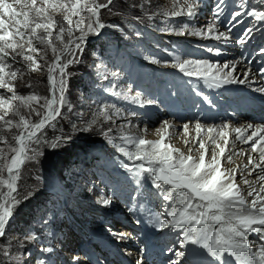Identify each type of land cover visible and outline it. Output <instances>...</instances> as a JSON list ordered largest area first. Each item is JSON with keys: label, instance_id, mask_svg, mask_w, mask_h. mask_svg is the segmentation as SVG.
<instances>
[{"label": "rangeland", "instance_id": "obj_1", "mask_svg": "<svg viewBox=\"0 0 264 264\" xmlns=\"http://www.w3.org/2000/svg\"><path fill=\"white\" fill-rule=\"evenodd\" d=\"M239 1L242 5L251 4L256 11L264 9V0ZM7 2L18 11L23 10L22 4L16 3V0H7ZM58 2L59 0H49V5ZM103 2L106 3L107 0ZM192 2L193 0H189V3ZM214 2L217 5L219 0H214ZM235 2L236 0H223L222 6H234ZM37 3L44 6L43 0H37ZM203 3L198 2L196 5L201 6ZM176 10H179V7H172L169 0H112L109 7L100 10V22L105 27L98 33H89L85 37L81 44L82 51L75 50V38H78L80 33L74 31V42L69 47L73 48L75 56L68 53L62 55V61L76 60L65 69L68 73L65 77L67 81L66 105L60 108L61 115L47 123L37 134L38 136L42 134L41 143H30L29 145L39 154L35 159L26 160L20 169V179L17 181L18 188L15 195L21 203L7 225L5 235L0 237V264L69 263L73 251L66 250V255L61 252L65 251L63 250L65 246L63 235H66L70 229H73L72 232L75 233L72 239L75 241L72 243L77 241L76 237L80 239L79 245L85 241L88 245L90 241H96L93 238L92 240L87 237L82 238L81 233L77 234L80 228L90 230V235L101 237L106 242L117 243L114 237L108 236L107 231L119 225L116 221V214L121 211L125 212V209L123 210V206L114 198H110L109 184L113 182L114 185L120 184L123 182L120 176L125 177L127 181L128 177L133 175L123 167L124 163H128L132 168L137 166L117 150V146L132 148L122 137L133 136L155 141L151 137L155 138L162 129L160 124L167 119L165 113L161 112L163 114L161 115L159 110L164 108L176 116V104L168 99L173 93L171 89L175 84L172 82L174 77L171 75H177L178 79L185 78L188 81L206 80L204 76L197 74L185 75L174 67L176 55H179L181 60L187 61L206 59L212 63L211 65L217 63V66L230 59V55L227 54V40L224 37L216 39L207 34L192 35L190 34L191 29L185 30V34H179V29L184 23H190L196 29H204L207 33L206 25L209 22L200 21L208 14L206 4L191 20L186 13L179 17L171 16L170 13ZM48 13L57 20L63 21L64 12L62 10L57 11L54 7L48 6ZM0 18L8 24L12 23L10 17L4 15L3 12H0ZM20 19L22 20L23 17ZM77 19L73 17L74 21ZM253 23L256 26L253 31L257 33V26L262 22L256 23L252 20L250 25ZM218 30L225 33L224 30ZM64 38L68 39L66 34ZM16 40L25 45L24 49H17V52L38 56L37 53L27 51V36L24 40L16 37ZM33 40L35 42L34 37ZM231 44L234 45V41L231 40ZM35 47L44 49V46L38 42H35ZM13 55L16 53L9 50L8 56H0V58L12 69H20L17 76L8 81L14 86L17 94L25 97L36 95L51 98V86L45 60H38V66L29 68L21 56H17L15 61L12 60ZM46 60L48 62L53 60L51 49L47 50ZM187 67L190 71L197 73L195 65L190 64ZM54 76L57 81L60 79L58 69ZM155 80L156 100L161 101V106L156 103L150 93L145 92V90H153L155 85L150 83ZM215 90L218 89L215 88ZM164 93H166L167 100H163ZM0 95L8 97L11 93L7 89H0ZM149 100L154 101V105L148 103L151 107L143 106ZM43 103V100L39 103L33 102L36 111L31 112L30 115L28 109H23L26 118L38 122L46 111L42 107ZM54 107H59V104L57 103ZM102 107L107 111L108 119L99 114ZM37 112L40 115H37ZM2 113L3 109H0V114ZM142 117L145 120L147 118L152 120L147 128L153 129L155 135L144 132L140 121ZM13 119L18 120L19 118ZM176 120L185 123L194 131V120L188 118L186 121V117ZM231 121L237 125L241 119L236 118ZM216 122L227 124L229 121H222L218 118ZM173 130L175 133L169 144L177 145L181 141L184 126L179 125ZM19 131L16 128L6 129L3 122H0V135H3L7 141V143L0 142V148L7 150L9 144L14 145L12 137ZM58 138L60 146L51 147L49 142L57 141ZM197 138V142L192 144L193 148L200 147L201 134ZM163 143L167 144V140L164 139ZM251 145L248 144L246 147ZM227 146L229 149L234 147V145L230 146V143ZM187 147L188 145L185 148ZM179 154L180 151L174 152L173 156L176 157ZM11 155L12 153H8L9 158ZM28 155L31 156L33 153L29 151ZM184 156H189V151ZM225 156L237 158L239 155L234 149L225 153ZM241 174L242 172L240 175L235 174L234 178L236 181L239 180V183L245 184L241 178L244 174L242 176ZM142 176L151 184L161 183L154 182L148 173ZM103 185L106 191L101 188ZM163 187L164 190L167 188L168 191H174L170 185H163ZM145 191V187H142L136 192H131L134 204L143 201L141 194ZM245 192L244 190L242 195L246 200L255 196V192L252 196ZM121 196L124 197V194L122 193ZM130 198V195L126 196L123 202L128 203ZM107 199L110 202L104 204L103 201ZM77 246L76 244L75 247ZM123 246L130 245L119 243L115 247L121 248L118 250L125 258L122 254ZM48 248L51 249L50 252L45 251ZM118 250L116 249L114 253L116 255L118 253L119 256ZM5 252L8 255H5ZM16 256L20 257L19 261L13 259ZM96 259L99 263L103 261L98 255ZM128 261L133 263L131 260Z\"/></svg>", "mask_w": 264, "mask_h": 264}, {"label": "snow or ice", "instance_id": "obj_2", "mask_svg": "<svg viewBox=\"0 0 264 264\" xmlns=\"http://www.w3.org/2000/svg\"><path fill=\"white\" fill-rule=\"evenodd\" d=\"M16 3L22 4L23 10L18 11L7 0H0V12L9 16L12 21L11 24H8L3 18H0V56H8L9 50H11L12 53H16L11 57L12 60L15 61L17 56H21L29 68L38 66V60H45L52 96L51 98L36 95L25 97L17 94L14 86L8 81L15 78L20 69H12L7 62L0 58V89H7L11 93V96L8 97L0 95V109H3V113L0 114V122H3L6 129L16 128L20 130L18 134H14L12 137L15 142L14 145L9 144L7 150L0 148V237L5 235L7 225L21 203L15 195L18 188L17 181L20 179V169L26 160L35 159L36 155L39 154L36 149L30 148L29 145L30 143H41L42 134L38 136L37 132H40L47 123L61 115L60 108L66 105L67 81L65 77L68 73L65 72V69L69 64L75 63L76 60L62 61V55L68 53L75 56V51L69 47L74 42V31L80 33L79 37L75 38V50L82 51L81 44L85 37L89 33H98L100 29L105 27L100 22V10L109 7L112 0H107L106 3L103 0H59L58 3L51 5H49V0H43L44 6L38 5L37 0H16ZM177 3L178 0H174V7ZM222 5L223 0H219L217 12L214 14L217 19L223 12ZM48 6L54 7L57 11L62 10L64 12L63 21L50 15ZM196 8L195 0L192 3H189V0H183V3L179 4V10L172 11L170 15L179 17L186 13L191 20L197 15ZM240 14V12L233 13V18L239 17ZM246 14L254 17L256 21L264 22V12L253 9ZM20 17L23 19L21 20ZM73 17L78 19L74 21ZM213 23L207 26V33L204 29H196L190 23H184L179 29V34H185V30L191 29L190 34L192 35H210L213 31ZM251 31L253 28L248 29V32ZM65 34L68 37L67 40L64 38ZM25 36H27V51L37 53L38 56L17 52V49H24L25 45L18 43L16 37L24 40ZM33 37L35 42L44 46L43 50L35 47ZM221 37L227 38L224 32H220L216 39ZM243 42L241 39L240 43ZM48 49H51L53 54L51 62L46 60ZM174 59L176 63L173 66L188 76L197 74L190 71L188 65H195L197 69L201 66L206 67L208 70L203 72L206 82L217 84L216 74L211 72L213 65L207 61L181 60L179 55H176ZM6 69L9 70L6 71ZM57 69L60 76L58 81L54 76ZM219 71L221 69H217V73ZM230 75L231 73L226 74L224 82H236L227 79V76ZM239 82L244 83L243 80ZM57 93H59L58 96ZM40 100L44 101L42 107L46 111L38 122H33L26 118L22 110L28 109L30 115L31 112L36 111L33 102L39 103ZM57 103L59 107H54ZM147 103L151 104L154 101L149 100ZM99 114L103 115L105 119L109 118L104 107L100 109ZM37 115L40 113L37 112ZM15 117L19 119H13ZM184 127L187 130L188 126L185 125ZM248 127L251 128L252 126L249 125ZM199 130L200 125L197 123V131ZM259 130L264 133V125L259 126ZM211 131L212 129L209 128V132ZM235 131L240 133L241 129ZM220 134L224 135L223 132ZM254 136H256V132L248 136L247 140L252 141ZM240 138L242 137H238V139ZM122 139H125L132 148L117 146V150L123 153L129 161L140 162L135 168L124 163L123 167L126 170L135 177H141L144 173H148L154 182H162L163 185H170L171 189L176 190L175 192L169 191L164 196L165 200L173 202V206L171 211L167 213L168 219H161V214L154 216L157 228L171 227L181 230L183 236L180 242L181 248L187 244L195 245L203 249L215 264H230L229 258H235L236 264H264V243H261L254 251L247 239L249 233L254 232L260 234L261 241H264V203H261L264 201V196L260 195V192H264V185L261 186L260 192H256L255 189L249 191V196L255 192L257 197L249 203L233 182L235 169L225 168L222 170L215 152H213L211 161L205 162L207 148L203 141H200V148L205 149V152H201L199 159L196 160L191 155L185 157L183 153L174 157L173 153L179 152V150L174 149L171 145L162 144L163 136L160 141H148L133 136L122 137ZM261 140H264V135L252 143L253 151H257V144ZM0 142L7 143L3 135H0ZM49 144L53 148L59 147V138L57 141L49 142ZM217 147L220 148L222 156L225 149L219 145ZM29 151L33 155L29 156ZM259 151L261 160L264 161V147H261ZM8 153H12L10 158ZM227 159L231 162L232 157L228 156ZM254 163L253 159L249 157V164ZM255 166L260 167V165ZM261 172L264 173V168H261ZM257 179L264 181V175H259ZM244 182L250 188L252 187L249 181L245 180ZM155 186L158 189L162 187L160 183H155ZM109 202V200L103 201L104 204ZM258 204L259 207H257ZM28 239H32V237H28ZM45 251L50 252L51 249L48 248ZM4 254L8 255L7 252ZM184 255V251L176 253L177 257ZM13 259L19 261L20 257L16 256ZM137 264L140 262L137 261ZM171 264H181V262L177 259L171 261Z\"/></svg>", "mask_w": 264, "mask_h": 264}, {"label": "bare ground", "instance_id": "obj_3", "mask_svg": "<svg viewBox=\"0 0 264 264\" xmlns=\"http://www.w3.org/2000/svg\"><path fill=\"white\" fill-rule=\"evenodd\" d=\"M169 1L171 3V6L174 7V0H169ZM182 3H183V0H178L176 7H179V4H182ZM233 4H234V2H233ZM254 4H255V2H254ZM204 6H205V2L201 6L198 5L196 8V11L197 12L201 11V9L204 8ZM211 9H214V8H211ZM261 12H264V9ZM200 21L209 22L206 25V31H207V26L210 23L214 22L210 13H208ZM257 22L258 21H256V23ZM203 26L205 27V25H203ZM257 27H258L257 28V34L264 36V32H262V31H264V22H262V24L258 25ZM218 29H221V28H219L215 23H213V31L210 34V36L212 38L213 37L216 38V36L221 32ZM253 32H256V31H253ZM207 35H209V34H207ZM226 37L227 38H225V37L224 38L227 40V43H226V46H228L227 54L230 55V59H227L226 61L221 63L220 66H217V63H214V65L211 69V72L216 74L217 83H220L222 85H227V86H236V87H240V88L242 87L243 89L253 93L254 95H263L264 91H261V89H264V84L262 83L263 80H262L261 76L258 74V71L253 66H247L245 64V62L239 57L237 49L235 48L237 41H234V45H232L229 36L226 35ZM255 44H256V42L253 45H255ZM199 61H207L209 64H212L206 59H202ZM225 65H227V67H224ZM195 69L197 71L198 76H203V72L208 70L206 67H203V66H201L199 69H197V67H196ZM217 69H221V71H219L217 73ZM228 73H231V75L227 76V79L228 80H235L236 82H224L226 79V74H228ZM245 73H247V75H245ZM241 80H243L244 83H240L239 81H241ZM206 84L207 85H214V84H210L208 82H206ZM215 88H217L216 85H214V89ZM156 98H157V96H156ZM150 105H154V104L151 103ZM150 105H148V103L146 102V103H144L143 106L151 107ZM260 108L262 111L255 112V114H253V113L246 114L245 117H247V118L237 117L238 119H241V121L237 125L234 124V122L231 121V119H228L229 122H227V124H223L222 122H216V121H214L212 123H201V122L195 121L194 122V127H195L194 131H192V129H190L189 126L187 127V130H185V127H184L183 134L182 135L180 134L181 135V138H180L181 141L177 145L169 144L171 142V140L173 139L172 135L175 133L173 128L177 127L179 125H182V124H183V126H185L186 124L177 121L176 120L177 118L171 116L167 110L160 109L159 110L160 114H161V112L165 113L167 119L163 120L162 123L160 124V126L162 128V129H160L161 131H159V129H157L159 131L158 134H156L155 138L151 137V139H153V140L155 139V141H160L161 137L163 136L164 139L167 140V145H171L174 149H178L180 151V153L183 152V155L189 151V155H191L194 159L198 160L201 152H205V149H202L200 147L193 148V145L197 142V139H198L197 136H199V134H201V141H203L205 143L206 148H207V152L205 153V162L206 163L211 161L213 152H215L217 159L220 161V166H221L222 170L225 168H227L229 170H233V169H235V166L237 165L236 169H235V174L240 175V172H242V174H244V175L242 176V174H241V176H242L241 178H243L244 181L247 180L251 183L252 187L250 188L247 184H241V183H239L240 182L239 180L236 181L234 178L233 182L238 186L241 194L244 190L246 191L245 194H247V193H249V191H251L253 189H255L256 192H260L261 186L264 185V181L258 180L257 177L259 175H264V173L261 172V168H264V161L261 160V153H260L259 149L261 147H264V140H261L260 143L257 144V151H253L251 146L246 147V145L252 144L255 140L259 139L261 135H264V133H262L259 130V126L264 125V122H260L261 119H253L252 118V117L264 118V105H261ZM206 111L212 112V107L208 106V107L202 108L198 111V113L204 114ZM161 115H163V114H161ZM181 117H186V121L189 118L186 116V114H183V113H180L178 118H181ZM171 118H172V120H171ZM140 121H141L142 128H143L144 132L149 133L151 135H155L154 134L155 132L153 129L147 128V126L149 125V123L152 120H149V118H147L145 120V118L142 117ZM165 122H167V125H165ZM197 123H199V125H200L199 131H197ZM225 125H227V127H225ZM249 125H251L252 127L249 128L248 127ZM209 128L212 129L211 132H209ZM236 129H241V132L237 133L235 131ZM201 131H203V132H201ZM221 132H223L224 135H221L220 134ZM253 132H256V136L253 137L252 141H248L247 137L251 136ZM133 135L135 136V134H133ZM231 137H233V138H231ZM238 137H242V138L238 139ZM220 140H223V141L220 142ZM161 143L164 144L163 141H161ZM184 143H186L185 147L188 145L187 148L184 147ZM228 143H230V146L234 145V147H230L231 149H229V147L227 146ZM217 145H219L220 147L225 149L222 156L220 154V148H218ZM234 149L236 150V153L239 156L237 158L232 157L231 162H229L227 157L226 156L224 157V154L225 153L227 154V152H229L230 150H234ZM185 150H186V152L184 153ZM249 157H251L253 159V161L255 162L254 164H249ZM133 163H135L137 165L139 163V161H133ZM255 165H260V167H256ZM250 172H251V175H249ZM146 184L148 187H151L152 189L158 190V191L162 190L166 194L169 191H171V192L176 191V190H174V191L169 190L168 191L167 188H165L167 191L164 190L162 182L160 183L162 185V187L159 189L155 186V184H151L148 181H146ZM142 187H145V182L143 179H138L137 186L134 187L133 189L130 188V190H131V192H136L139 188H142ZM101 188L104 190L105 186L103 185ZM105 191H106V189H105ZM140 194H141V192H140ZM254 195L255 196H252V198L250 200H247L249 203H251L254 199L257 198L256 194H254ZM260 195L264 196V192H260ZM141 197L143 200H145L144 194H141ZM261 203H264V201H262ZM165 205L167 207L168 203ZM257 207H259V204L257 205ZM124 213L125 212H122V211H121V213L118 212V214H116L117 219L118 218L125 219L126 214H124ZM115 219H116V217H115ZM119 224H121V223H119ZM91 225H93V224H91ZM72 231H73V229L72 230L70 229V230H68L66 235L65 234L63 235V239H64L63 242L65 244V246L63 245L64 246L63 250H65V251L61 252V253H63V255H66L67 254L66 250H68V249L72 250L73 251L71 253L72 257L69 259V263L63 262L62 264H93V263H95V264H121V262L124 263L126 261L128 262L127 264H137V261H139L140 264H154L153 263L154 259H152V261H149V259H148L151 255L147 256V254H143L141 257L137 256L136 246H135L136 240L134 239L135 235H132L131 231L129 229H127L121 225H116L114 229L111 228L110 230L107 231V234H109L108 236L114 237L115 241L117 242V243H113L114 246L112 245V248H114L115 250L121 249L120 247H117V248L115 247L119 243H121L123 245H130L128 247L123 246V249H122V251H123L122 254L125 256V258L127 260L124 257H122L119 250H118L119 255L121 257H117L116 255H109L107 250H105L103 248V246L99 245L97 242H89V245L94 247V249L92 247H90L88 244L85 247H81L79 245L80 239L78 237H76L77 241L75 243H72L75 241V239L72 240L75 237V233H73ZM77 234L82 235L81 236L82 238L87 237V239L92 240V237H90V236H92V235H90V230H88L86 228L85 229H81V228L78 229ZM247 239L250 242V247L253 250H256V248L261 243H264V241H261V239H260V234L254 233V232L249 233ZM178 241H179V239H174L173 241H170V242L171 243L172 242L177 243ZM76 244L78 245L77 248L75 247ZM81 251H84V252H81ZM91 253H92L93 257H91ZM97 255L98 256L103 255L105 257V260L102 261V263L97 262V259H96ZM115 257H116V259H115ZM100 258H103V257L101 256ZM128 260L133 261V263H130Z\"/></svg>", "mask_w": 264, "mask_h": 264}, {"label": "water", "instance_id": "obj_4", "mask_svg": "<svg viewBox=\"0 0 264 264\" xmlns=\"http://www.w3.org/2000/svg\"><path fill=\"white\" fill-rule=\"evenodd\" d=\"M39 132H37V134H38Z\"/></svg>", "mask_w": 264, "mask_h": 264}]
</instances>
